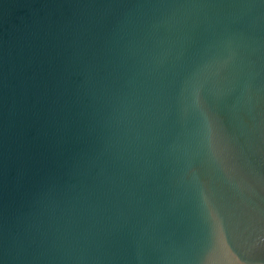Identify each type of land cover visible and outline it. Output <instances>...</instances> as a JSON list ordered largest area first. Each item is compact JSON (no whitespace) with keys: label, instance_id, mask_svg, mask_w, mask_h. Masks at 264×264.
<instances>
[{"label":"water","instance_id":"95a60500","mask_svg":"<svg viewBox=\"0 0 264 264\" xmlns=\"http://www.w3.org/2000/svg\"><path fill=\"white\" fill-rule=\"evenodd\" d=\"M0 264H264V0H0Z\"/></svg>","mask_w":264,"mask_h":264}]
</instances>
